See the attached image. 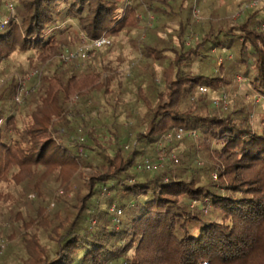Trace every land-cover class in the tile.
<instances>
[{"label": "trees", "instance_id": "16d2710c", "mask_svg": "<svg viewBox=\"0 0 264 264\" xmlns=\"http://www.w3.org/2000/svg\"><path fill=\"white\" fill-rule=\"evenodd\" d=\"M167 5L169 0H18L16 18L0 30V61L34 50L44 65L71 42L73 25L62 23L76 21L89 40L112 37L139 28L140 15L150 9L167 13ZM161 50L146 44L144 54L160 57ZM172 50L164 89L152 78L153 99L143 95L148 112L137 139L152 144L174 129L194 131L207 156L215 150L224 159L213 168L180 165L161 173L143 170L147 177H140L144 151H126L121 134L91 119L92 106L81 110L73 103L107 90L96 69L83 73L60 59L62 66L41 75L38 89L24 96L20 117L7 108L17 84L0 93V179L14 172L20 181L32 179L44 167L68 182L76 169L92 170V190L78 200L75 218H61L54 227L55 255L28 235L25 264H264V119L254 125L245 107L205 113L208 104L198 96L202 86L228 88L241 73L264 100L262 21L253 13L234 27L211 25L195 48ZM104 189L113 193L109 203L120 216L100 210Z\"/></svg>", "mask_w": 264, "mask_h": 264}, {"label": "rangeland", "instance_id": "374dc122", "mask_svg": "<svg viewBox=\"0 0 264 264\" xmlns=\"http://www.w3.org/2000/svg\"><path fill=\"white\" fill-rule=\"evenodd\" d=\"M169 2L171 6L164 7L167 13L148 10L146 14L140 15L142 22L139 28L109 37L111 45L90 52L85 60L74 61L75 66L83 73L89 69L99 71L107 90L95 92L86 99H74L73 103L81 110L92 106L94 111L90 114L91 119L105 124L110 132L121 134V142L126 151L135 146L144 151L142 159H138L137 170L141 172L140 177L146 175L143 170L161 173L182 165L203 171L213 168L214 163L224 161L215 150L207 156L206 148L201 147L197 133L195 136L186 135L178 139L175 137L178 129H174L152 144L140 143L137 139V133L144 131L142 120L148 112L143 95L149 100L153 99L152 78L156 80L160 90L164 89V71L175 55L172 49L176 52L193 49L202 43L211 25L216 28L234 27L253 13L257 14L264 27V0ZM17 4L18 0H0V22L16 18ZM69 23L73 25L72 38L63 50L76 49L87 40L76 21L61 25L64 27ZM55 31L51 30L50 34L53 35ZM146 44L162 49V56L144 54ZM38 53L34 50L15 51L0 61V93L13 81L17 84L14 101L7 103L8 110H15L17 117H20L25 105L24 96L38 89L40 76L53 73L62 66L60 55L42 65ZM213 53L215 57L220 56L215 48ZM224 53L230 55V52ZM218 63H222V58ZM64 68H70V65L65 64ZM197 69L194 68L195 71ZM198 96H202L208 104L203 110L205 113H224L233 108L245 107L250 112L254 125H259L264 119V100L254 92L250 81L241 73L234 75L228 88L212 91L202 86L198 90ZM212 145L216 148L215 143ZM146 159L153 163L149 170L143 166ZM74 172L68 182L60 175V171L44 167L38 170L35 177H29L32 179L20 181L13 176L16 172L0 179V245H3L0 264H25L27 252L24 239L28 235L36 236L46 251L55 255L58 243L54 227L59 225L61 218L72 221L81 196L90 194L92 190V170L83 167ZM217 174L215 170L211 171L214 180H217ZM111 195L113 193L106 189L99 193L101 211L115 213V203H109ZM41 214L47 221L42 220Z\"/></svg>", "mask_w": 264, "mask_h": 264}, {"label": "built area", "instance_id": "2783aa9c", "mask_svg": "<svg viewBox=\"0 0 264 264\" xmlns=\"http://www.w3.org/2000/svg\"><path fill=\"white\" fill-rule=\"evenodd\" d=\"M0 23H2L0 28L3 29L9 23V21L3 20ZM111 44H112V40L106 35H103V36L96 38V39H93V40L87 39L84 41L82 46H80L76 49L65 48L62 51V53L60 54V59L65 63L74 62L76 60H85L88 57V55L90 54V52L99 50V49H101L105 46L111 45ZM186 135L195 136L196 132L188 131L185 129H178L175 132V137L178 139H182ZM171 159H173V158H171ZM177 160L178 159H176V161ZM143 166H144V169L149 170L153 167V163L149 159H146L144 161ZM116 212L118 215H121V210H117ZM2 251H3V245H0V253Z\"/></svg>", "mask_w": 264, "mask_h": 264}]
</instances>
